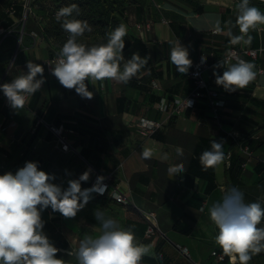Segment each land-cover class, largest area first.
I'll use <instances>...</instances> for the list:
<instances>
[{
    "label": "crops",
    "instance_id": "crops-1",
    "mask_svg": "<svg viewBox=\"0 0 264 264\" xmlns=\"http://www.w3.org/2000/svg\"><path fill=\"white\" fill-rule=\"evenodd\" d=\"M23 2L0 0V15L6 13L10 3L17 7ZM239 2L131 0L123 22L127 27L124 40L125 43L129 42L123 56L130 53V44L139 40L141 45L134 53L147 56V64L126 84L116 80L88 81L89 90L93 92L90 100L81 98L74 89L64 88L50 73L48 63L61 48L53 33L45 31L49 21L43 15L56 7L52 0H32V14L19 35L20 18L11 17L13 25L9 27L7 35H0V44L5 38H13L17 34L19 37L16 38L14 51L17 58L0 75V81L11 82L27 71L26 63L31 61L44 64L46 82L39 91L28 97L27 104L18 111L5 103V96L0 91V170L12 166L22 156L26 149L22 139L27 133L35 132L37 119L42 118L49 124H64L72 122L75 115L88 116L92 122L96 121L100 129L93 130L91 125L88 128L84 125L83 130L67 132L73 151L58 149L55 137L45 124H42L44 129L33 151L46 159L44 171L54 174L53 183L67 188L69 179H78L91 169L90 179L81 182L82 189L90 188L95 170L102 174L112 173L114 184L132 201V205L127 206L110 196H92L74 218H65L59 212L50 213V218L56 221L52 222L46 216L44 232L54 246L62 241L61 246L67 245L63 248L75 253L86 233L99 235L101 227L93 215L98 210L105 219H114L121 229L132 226L137 242L151 246V253L142 258L141 264H215L212 252L220 248L214 241L218 229L210 221V207L222 199L227 189L236 186L244 193L246 203L259 201L264 208V72H259V69L264 71V25L250 30V44L243 41L231 43L232 36L241 35L236 25V6ZM250 6H256L264 13V0H250ZM146 19L153 20L152 29L149 32L138 30L137 24ZM3 21L4 18L0 16L1 26ZM217 25L221 30L213 33ZM95 32L99 44L102 43V34ZM91 35H84L83 38L88 39ZM178 39L188 48L192 62L206 57L205 62L209 67L204 76L224 95L226 91L215 83L214 66L219 61L224 62L223 57L229 48L261 49L258 60L249 59L257 73L250 82L252 87L246 86L229 93L227 105L221 111L224 128L233 126L250 147L251 155L239 150L235 142L226 136L209 108L198 105L181 116L171 118L155 136L144 139L136 132L135 122L140 118L160 120L165 117L157 109L162 97L185 95L193 89L189 73H179L170 61L171 47ZM126 61L124 57L121 68ZM54 65L55 62H52L51 66ZM228 65L225 63V70ZM1 66L0 63V71ZM216 71L222 75L224 69L218 68ZM245 93H249L250 97H246ZM122 97L126 99L124 104L121 103V106L127 107L124 111L118 107V100ZM91 136L93 141L90 144ZM212 140L223 142L225 160L205 169L200 155L211 149ZM178 147L183 149L182 156L177 154ZM144 148L152 150L150 159L142 158ZM84 152L91 159H86ZM228 155H231L230 159ZM193 161H197V164L189 173ZM228 161L233 165L231 172ZM243 162L246 163L245 167H242ZM180 166L184 171L174 176L170 169ZM199 172H214L213 189L207 191V180ZM149 212L156 213L162 231V235L151 239L145 236V214ZM177 222L179 227L175 228ZM257 227H264V218ZM158 244L163 259L157 254ZM182 248H187L188 254ZM59 259H63L65 264H77L75 254L65 253ZM219 264H230L229 258L226 256V260ZM249 264H264V252L254 255Z\"/></svg>",
    "mask_w": 264,
    "mask_h": 264
},
{
    "label": "clouds",
    "instance_id": "clouds-1",
    "mask_svg": "<svg viewBox=\"0 0 264 264\" xmlns=\"http://www.w3.org/2000/svg\"><path fill=\"white\" fill-rule=\"evenodd\" d=\"M236 7V25L241 35L232 36L231 43L250 44L249 32L264 25V13L258 7L250 6V0H240ZM74 12L79 13L75 3L56 13L68 38L57 53L54 67L48 65L51 75L64 88L74 89L81 98L90 100L93 92L89 90L88 81L116 80L126 84L147 64V56L133 53L121 68L127 35L124 24L106 33V43L88 46L78 42V38L91 32L92 27L86 20L70 18ZM220 30L217 25V31ZM170 61L181 74H187L192 66L188 48L179 39L171 47ZM205 61L206 57L202 56L201 63ZM225 63L219 61L213 75L216 85L227 92L245 88L256 77L253 63L241 59L229 64L226 70ZM218 68L224 69L222 75L217 73ZM26 69L11 82L0 84V91L10 108L16 111L24 108L27 97L39 91L46 82L44 64L27 61ZM160 104L163 107L166 101L162 99ZM176 151L183 155L182 148L178 147ZM152 155L150 148H144L141 153L143 159H150ZM224 160L222 141L212 140L211 149L200 155L205 169ZM170 171L175 176L184 170L180 166ZM90 173L91 169H88L78 179H69L67 188L53 183L54 174L40 170L35 161H26L15 174L0 175V264H65L63 259L57 258L59 249L44 232L42 212L51 208L52 212H59L65 218L76 217L92 199L93 193L103 195L107 190L103 175L97 176L92 187L82 189L81 182H87ZM93 215L100 224L101 233L97 236L86 233L80 240L74 253L77 264H141L142 258L151 253L150 245L137 242L132 226L121 229L114 219H105L98 210ZM209 218L218 229L215 244L229 258L230 264H249L254 255L264 252V227H257L264 218V208L259 201L246 203L244 193L238 187H230L222 199L210 207Z\"/></svg>",
    "mask_w": 264,
    "mask_h": 264
},
{
    "label": "built area",
    "instance_id": "built-area-1",
    "mask_svg": "<svg viewBox=\"0 0 264 264\" xmlns=\"http://www.w3.org/2000/svg\"><path fill=\"white\" fill-rule=\"evenodd\" d=\"M23 8H24V14L23 17L20 19V22L23 23L22 29L24 28L27 22L28 16L32 14V0H24ZM6 12L9 16H14L15 15L14 6H10L9 8H7ZM57 12L58 11H56V13ZM152 26H153V20L146 19L144 22L137 24V29L140 31L149 32L152 29ZM8 31L9 29L0 26V35H7ZM217 32H218L217 29L213 30V33H217ZM20 40H21V36H20ZM260 53H261V49L229 48L225 53L223 60L224 62H226V64H231L241 59L250 62L249 59L258 60ZM56 57L52 60V62L56 61ZM16 58H17V53H14L10 60V65L14 63ZM52 62H49L48 65H51ZM208 67L209 64H207L206 62L202 64L201 60L193 62L192 70L190 73V77L193 80V89L185 95H174L171 100L166 96L162 97L157 104V109L160 113L165 115V117L160 120L140 118L135 122V130L142 138L144 139L150 138L158 130H160L164 124H167L171 118L181 116L187 110L195 108L198 103H202L205 104L209 108V110L213 113V116L215 119H217L218 123L221 126V129L224 131V133L228 138H231L235 142L239 150H241L242 152L248 155H251L252 152L250 150V147L243 143L244 138L238 133V131L233 126L226 129L221 123V111L226 107L227 101L225 99V95L218 88L210 85L207 79L205 78L204 72ZM259 72L263 73L264 71L262 69H259ZM0 84H3V81H0ZM28 97L26 99L25 105L27 104ZM162 99L166 101V104L163 107L160 104V101ZM188 101H190V106H188ZM5 103L9 106L6 97H5ZM37 123L38 125L45 124L47 126L49 131L55 137L56 146L58 149L64 152H70L74 150V148L72 147V145L68 140L67 132L64 126L50 125L42 118H39L37 120ZM1 127L2 124H0V128ZM230 157L231 155H228L227 158L230 159ZM228 165L230 166V161H228ZM245 166L246 163L243 162L242 167ZM99 175H103L104 177H106L104 183L107 185V190L103 195L93 193L92 196L94 197L110 196L119 203H122L127 206L132 205V201L128 199L119 190L117 185L114 184L112 173L102 174L95 170V177L92 181L91 187L95 183L96 178ZM145 219L147 221V229L145 232L146 238L151 239L154 238L155 236L162 235V231L160 230L157 223V216L155 212L146 213ZM60 251L63 254L69 252H72L74 254V251H70L68 249L61 248ZM182 251L185 254H188L187 248H182ZM212 257L214 258L215 264H219L226 260V256L222 253V250L218 248L213 250ZM194 263L206 264L204 262H194Z\"/></svg>",
    "mask_w": 264,
    "mask_h": 264
},
{
    "label": "trees",
    "instance_id": "trees-1",
    "mask_svg": "<svg viewBox=\"0 0 264 264\" xmlns=\"http://www.w3.org/2000/svg\"><path fill=\"white\" fill-rule=\"evenodd\" d=\"M130 1L131 0H52V2L55 4L56 7H54L52 9L53 10L52 12L50 10H48L47 13H44V15H43V18L48 19V21H49L48 25L45 27V31H46V33H53V36L55 37L56 41L62 47L63 43L68 38V33H66L61 28V23L57 21V18L52 17V15H54L53 12L58 11L62 7L67 6L66 4L71 5V4L75 3L79 6V13L77 14L76 12H74L73 16L70 18L86 20L88 22V24L92 27V30H95V31H97V33L102 34V36H103L102 43H106L107 42L106 33L112 31L115 27H117L120 24H123V22L125 21V19H126L125 12H126L127 5L130 3ZM10 6H14V9H15V15L14 16H18L21 19L23 17V14H24L23 5L15 7L14 3L13 4L10 3L8 8ZM85 8L88 11V15L82 16L81 10H83ZM197 10L200 11L201 8H197ZM0 16H2L5 20V21H3L2 27L6 28V29H10L9 27L11 25H13V21L11 20L12 16H9L7 14V12L5 14H1ZM28 18H29V16H28ZM27 22H28V19H27ZM27 22L25 24V27L27 25ZM22 26H23V23L20 22L19 30L17 32L18 35L20 34V30H21ZM17 34H15L13 38H11V37L5 38L0 44V63L2 65L0 75L7 70V67L10 63V60L14 54L15 46H16L15 45L16 44V38L19 37ZM90 34H92V31L86 32L84 35L88 36ZM82 39H85V38L79 37L78 42L85 43L88 46L90 45L88 42H86V40H82ZM130 45L132 46V49L130 50V53L125 54L124 57L126 58V60L130 59L131 55L137 49H139L141 42L139 40H136L135 42H133ZM128 47H129V42L125 43L124 49H127ZM141 57H143V56L141 55ZM191 70H192V67L188 72L189 75L191 73ZM190 79L192 80L191 77H190ZM192 82H193V80H192ZM247 86L251 88L252 83H249ZM229 93L231 94L232 92L226 91L225 99H227V95ZM173 96L174 95L169 96V99L171 100L173 98ZM245 96L250 97V94L245 93ZM124 102H126L125 97H122L118 100V103H119L118 107H119L120 111H124L127 108L125 106H121V103L124 104ZM197 105L202 106L205 109L208 108L205 104H202V103H198ZM232 107L237 108L240 106L232 105ZM71 120H72V122H67L64 124L62 123V124H50V125H55V126H61L62 125V126H64L66 132H75L78 130H83L84 125H86L87 128L89 127V125H91V128L93 130L100 129V126L96 124V121L93 120V122H92V119L88 116H86V118H84V117H81L79 115H75ZM90 120H91V122H90ZM43 129L44 128H43L42 124H39L34 133H27L24 136L22 141H23V144L26 146V149L22 153V156L12 166H7L5 169L0 170V175H3V174L8 173V172L15 174L18 169L22 168L25 165L26 161L38 162V166H39L40 170H43V171L45 170V168L47 166L46 159L43 156L39 155L37 152L33 151L34 144L37 141V139H39V137H41V133H42L41 131ZM87 130H89V129H87ZM155 134L153 136H155ZM92 141H93V137L91 136L90 144L92 143ZM243 143L245 144L244 141H243ZM83 155L86 159H88V160L91 159L90 156L88 155V153L84 152ZM196 164H197V161L196 162L193 161L190 164V167L188 170L189 173H191V171H193V168L195 167ZM232 170H233V165L230 162L229 171L231 172ZM199 173H201L202 177L207 180V183H208L207 184V191H210L211 189H213L215 187V174H214V172H212V173L199 172ZM50 213H54V212H52L51 208L44 210L42 212V219L44 220L47 216L52 222H55L56 219L50 218ZM178 227H179V222H177L175 225V228H178ZM61 242L62 241H60L59 243H57V245H55V247H57L59 249V251L57 253V258L63 257L64 254L60 251V249L67 246L65 244L61 246ZM63 249H66V248H63ZM157 254L161 259H163V255L161 254V250H160V244L157 245Z\"/></svg>",
    "mask_w": 264,
    "mask_h": 264
},
{
    "label": "rangeland",
    "instance_id": "rangeland-1",
    "mask_svg": "<svg viewBox=\"0 0 264 264\" xmlns=\"http://www.w3.org/2000/svg\"><path fill=\"white\" fill-rule=\"evenodd\" d=\"M66 5L68 6V4H66ZM50 11L52 12L53 10L50 9ZM53 13H54V15H52V17L56 18V11ZM81 13H82V16L88 15V11L86 8L81 10ZM82 40H86V42H88L90 44L89 46L94 45V44H99L98 38L96 37V34H95V30H92V35L88 39H82ZM59 226H62V225L59 224Z\"/></svg>",
    "mask_w": 264,
    "mask_h": 264
}]
</instances>
